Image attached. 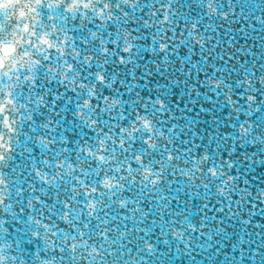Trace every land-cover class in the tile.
I'll list each match as a JSON object with an SVG mask.
<instances>
[{
	"label": "snow or ice",
	"instance_id": "6c2138e0",
	"mask_svg": "<svg viewBox=\"0 0 264 264\" xmlns=\"http://www.w3.org/2000/svg\"><path fill=\"white\" fill-rule=\"evenodd\" d=\"M20 16L0 3V264H264V0Z\"/></svg>",
	"mask_w": 264,
	"mask_h": 264
},
{
	"label": "water",
	"instance_id": "95a60500",
	"mask_svg": "<svg viewBox=\"0 0 264 264\" xmlns=\"http://www.w3.org/2000/svg\"><path fill=\"white\" fill-rule=\"evenodd\" d=\"M0 3H5L7 5V10L9 14L16 19L21 20L22 23H23V20L21 19L20 13L22 11L26 12L27 8L31 6V0H0ZM9 51L11 52L12 49H9ZM0 66H3L2 59H0ZM0 110H2V108H0ZM26 222H27L26 215L18 216L15 220H13L9 216L8 223L6 224V227L9 230L8 233L6 234V239L13 241V242L19 239L21 241V246L24 249L31 252V251H34L37 244H40L42 242L30 236V233L25 227ZM18 229H21V231H18ZM182 259H183L182 257H177L174 255L171 258V261L169 262V264H180V261ZM184 264H191V262L188 260H184ZM197 264H204V258L201 257L198 260ZM221 264H223V262H221ZM252 264H262V262L259 260H254Z\"/></svg>",
	"mask_w": 264,
	"mask_h": 264
}]
</instances>
